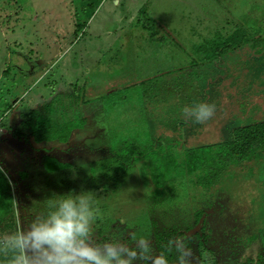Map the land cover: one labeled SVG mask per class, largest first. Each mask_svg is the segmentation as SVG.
Listing matches in <instances>:
<instances>
[{"label":"rangeland","instance_id":"rangeland-1","mask_svg":"<svg viewBox=\"0 0 264 264\" xmlns=\"http://www.w3.org/2000/svg\"><path fill=\"white\" fill-rule=\"evenodd\" d=\"M257 39L264 0H0V169L12 195L11 207L0 203V236L54 193L91 191L99 244L145 238L177 264L181 242L187 264H264V161L228 166L209 191L185 177L155 194L141 160L159 168L162 154L216 147L264 122V54L244 44ZM161 46L158 57L151 47ZM197 102L216 105L203 124L183 113ZM33 110L85 125L65 144L35 143L21 125Z\"/></svg>","mask_w":264,"mask_h":264},{"label":"clouds","instance_id":"clouds-1","mask_svg":"<svg viewBox=\"0 0 264 264\" xmlns=\"http://www.w3.org/2000/svg\"><path fill=\"white\" fill-rule=\"evenodd\" d=\"M215 111L216 105L208 102L183 109L196 124L210 120ZM100 215L91 191L54 193L44 200V211L26 226L0 236V253L9 256L8 264H169L163 254H153L145 238L131 244L120 237L97 243L92 225ZM176 249L177 264H187L190 253L181 242Z\"/></svg>","mask_w":264,"mask_h":264},{"label":"trees","instance_id":"trees-1","mask_svg":"<svg viewBox=\"0 0 264 264\" xmlns=\"http://www.w3.org/2000/svg\"><path fill=\"white\" fill-rule=\"evenodd\" d=\"M82 28H84V26L77 24L75 33L81 31ZM247 43L250 44L251 49L256 54H264V40L257 39L254 42H244V44L248 45ZM215 47L218 46L216 45ZM206 49L207 52L211 51L208 48ZM228 50H230V48H227V51ZM211 55L215 57L214 53H211L210 56ZM21 125L29 131L35 143L57 141L65 144L73 131L84 127L85 120L77 119L76 121L71 120L67 122L63 121L62 123H53L49 118L42 117L37 110H33L26 114L25 121ZM16 137L17 139L21 138L18 135H16ZM121 141L122 144L127 147L126 137L119 138L111 150L115 156L120 155L117 154L116 151ZM126 151L127 150L120 149L121 153ZM161 156L163 165L156 168L147 160L145 154H141V160L148 168L149 174H147V176L154 185L153 192L155 194L161 193L165 183L173 181L174 178L184 180L185 177L189 178L187 182L191 185L200 186L204 191H209L219 182L223 170L228 166L234 165V163L249 162L251 160L264 161V122L234 129L232 132V139L224 141L216 147L207 145L205 147L188 149L182 153L170 151ZM58 166L59 165L55 164L51 166L53 168L51 169L52 172L54 169H57ZM145 184H147V178ZM172 187L173 186L170 185L168 189H172ZM11 198L12 195L8 180L3 172H0V203L6 204L7 201L9 207H11ZM201 217V211L195 213V224L199 223L198 221ZM203 231L204 226H202L195 235L200 240L204 237ZM261 237L264 238V231H262Z\"/></svg>","mask_w":264,"mask_h":264},{"label":"crops","instance_id":"crops-1","mask_svg":"<svg viewBox=\"0 0 264 264\" xmlns=\"http://www.w3.org/2000/svg\"><path fill=\"white\" fill-rule=\"evenodd\" d=\"M120 35H121V33H120ZM120 35H115V34H112L111 35V37H113L114 39H119V36ZM107 37H104L103 38V41H104V39H106ZM138 39H140V37H137ZM97 41H98V43H101V38L100 37H98L97 38ZM107 41H110V40H107ZM88 42H92L93 43V40L92 39H89V41ZM104 43V42H103ZM122 43H125V41H122ZM124 45V44H123ZM165 47H167V46H161L160 48H154V47H151V51H152V53H155L158 57H159V54H161V52H166V50L165 49H167V48H165Z\"/></svg>","mask_w":264,"mask_h":264}]
</instances>
